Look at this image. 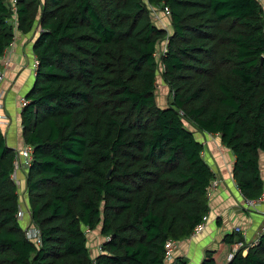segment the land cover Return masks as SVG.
<instances>
[{"label":"trees","instance_id":"trees-1","mask_svg":"<svg viewBox=\"0 0 264 264\" xmlns=\"http://www.w3.org/2000/svg\"><path fill=\"white\" fill-rule=\"evenodd\" d=\"M11 5L0 0V58L15 26L23 34L39 26L20 124L31 148L28 224L40 243L26 237L17 216L16 149L0 128V264H164L166 241L189 237L209 212L215 173L197 132L220 136L234 156L237 189L258 200L259 0H15V12ZM156 6L169 9L170 33L153 22ZM158 77L170 92L163 107L155 100ZM97 227L104 240L91 257L83 228ZM233 235L223 241H244ZM200 264H214L211 250ZM226 264H264V232Z\"/></svg>","mask_w":264,"mask_h":264},{"label":"crops","instance_id":"crops-1","mask_svg":"<svg viewBox=\"0 0 264 264\" xmlns=\"http://www.w3.org/2000/svg\"><path fill=\"white\" fill-rule=\"evenodd\" d=\"M11 23L13 25L14 20H11ZM166 25L170 26V21L168 24L162 23L159 27H163L170 33L171 28L169 27L170 29H168ZM37 33L38 25L36 23L33 25L32 30L26 34L15 33V42L8 54L10 64L5 71V78L0 83V102L2 104L0 113L3 112L7 117L6 124L3 127L0 126V128L6 137L7 144L14 149L29 147L22 138L20 124L22 108L19 106L18 99L24 98L34 82L35 67L33 66L35 64V56L32 44ZM164 43L166 47V41ZM164 43H160L159 51L164 48ZM206 135L203 141L199 140L203 143L202 157L215 173L216 181L214 189L209 190L208 188L209 219L204 229L195 236L190 235L185 239L176 241L172 260L164 262V264H172L178 257L183 258L186 264H200L205 252L208 250L213 252L214 264H226V256L236 241L225 243L223 241L224 235L226 233H234L235 240L238 237H243L244 241H241L242 244L250 243L256 240L260 233V227L264 222V205L258 201L254 207L247 208L245 206V198L235 185L232 176L233 154L222 145L218 134L206 133ZM9 137L12 140H9ZM221 154L223 155L222 157L220 156ZM223 157L230 161L229 168L223 165ZM260 165L264 181L263 156L261 157ZM23 185L25 186V178ZM20 207L27 210V216L22 217L24 224H27L30 222L28 202L25 200L23 206L20 205ZM236 227L241 228V230L233 231ZM88 249L91 257L101 252L100 246L88 247Z\"/></svg>","mask_w":264,"mask_h":264},{"label":"rangeland","instance_id":"rangeland-1","mask_svg":"<svg viewBox=\"0 0 264 264\" xmlns=\"http://www.w3.org/2000/svg\"><path fill=\"white\" fill-rule=\"evenodd\" d=\"M259 1H260L261 5L263 7V10H264V0H259ZM149 10L152 12V20H153V22L156 25L161 26L162 23L168 24V22L170 21L169 11H168V14H167L166 11H165V8L163 9V7L156 6V7H151ZM13 17L16 18L15 16H13ZM166 26L168 27V29H170L169 25H166ZM15 30H16L17 34L21 33V32L17 31L16 26H15ZM38 31H39V26H38ZM166 40L167 39H163L161 42L164 43ZM14 42H15V40H13L12 45L14 44ZM10 50H11V48L7 49L5 51V53L3 54V56L0 58V61H3L4 65L7 68L9 66V64H10V59H9V56H8ZM160 53H161V51H159V48H158L157 51H156V56L158 58H160ZM6 69H5V71H6ZM5 71H4V77L3 78H5ZM157 72L158 73H162V67H161L160 64L158 65ZM2 81L3 80H1L0 83ZM154 93H155V100H156L157 105H159L161 107L165 106L167 104V102L169 101L168 99L170 98V92H169L168 88L166 87V85L162 82V80L159 77H158V81H157L156 89H155ZM20 101L22 102V98L18 99L19 106H21V108H22V106H24V105H21ZM1 105L2 104L0 102V110H2L1 109ZM6 122H7V117L5 116V114L3 112L0 113V126L3 127L6 124ZM188 128L191 131H195V128L192 127L191 125H190V127L188 126ZM194 136L196 137V139L198 141L199 140L203 141L204 138L207 135H206V132H198V133H195ZM8 139L12 140L11 137H9ZM15 149L19 150L18 148H15ZM30 153H31V151H29V154ZM220 156L222 157L223 155L221 154ZM223 161H224L223 165L226 166V168H229L230 161L227 160L225 157H223ZM213 162L215 163L214 160H213ZM26 171H27V166L22 168L21 171H17L15 176L13 174L11 175V177H12V179H13L14 183L16 184V187H17V193L19 195V203H20L21 206H23V202L25 200L27 202L26 187L23 185L24 178L26 177ZM26 207H27V204H26ZM21 208L26 213L25 216H27V210H25L23 207H21ZM21 224L23 225V229L29 225V224L26 225V223L24 224L23 220H21ZM83 231L86 234L87 245H88L89 248L101 246L103 238L101 236L99 227H97L96 229H93V230H89L87 228H83Z\"/></svg>","mask_w":264,"mask_h":264},{"label":"built area","instance_id":"built-area-1","mask_svg":"<svg viewBox=\"0 0 264 264\" xmlns=\"http://www.w3.org/2000/svg\"><path fill=\"white\" fill-rule=\"evenodd\" d=\"M12 3H14V5H11V10L13 12H15V0H10ZM165 8V11L166 13L168 14V8L167 7H164ZM163 8V9H164ZM13 16L14 13H13ZM14 18V17H12ZM160 18V17H159ZM15 19V18H14ZM13 42V41H12ZM12 42L10 43V45L6 48L7 49H10L11 46H12ZM159 48V47H158ZM5 50V51H6ZM161 53L162 52H165L166 51V47H165V43H164V48L160 50ZM5 53V52H4ZM160 53V55H161ZM155 56H156V53H155ZM35 67V64L34 66ZM7 67L4 65V62L3 61H0V81L3 80L4 78V71ZM26 101L24 98H22V102H21V105H25ZM29 151H31V148L30 147H26V148H23V149H19V150H16V156H15V161H14V173L13 175L15 176L16 172L17 171H20L22 170V168H24L25 166H28L29 162H30V159H31V153L29 154ZM216 186V181L215 179L212 181V184L210 185L209 187V190H212L214 189ZM209 192V191H208ZM246 203H245V206L247 208H252L255 206V203L256 202H260L264 205V192H262L261 196L258 198V200H247L245 199ZM25 212L22 210H20V212L17 213V216L19 218V220L21 221L23 218V216H25ZM209 219V215L208 213L205 214L201 220V222L195 227V229L193 230V232L191 233V236H195L197 233H199L201 230L204 229L207 221ZM28 224V223H27ZM241 230V228L239 227H236L233 231H239ZM24 232L26 234V237L29 239V240H32L33 242L39 244L40 243V234L38 232V230L33 226V225H28L27 227L24 228ZM261 232H264V222L262 224V226L260 227V233ZM242 242L241 241H236L232 247V249L229 251V253L227 254L226 256V259L227 260H230L234 253L242 246ZM176 247V241L175 240H172V239H168L165 243V250H164V262H170L172 260V255H173V250L174 248Z\"/></svg>","mask_w":264,"mask_h":264},{"label":"clouds","instance_id":"clouds-1","mask_svg":"<svg viewBox=\"0 0 264 264\" xmlns=\"http://www.w3.org/2000/svg\"><path fill=\"white\" fill-rule=\"evenodd\" d=\"M12 20H14V18H13ZM14 21H15V20H14Z\"/></svg>","mask_w":264,"mask_h":264}]
</instances>
